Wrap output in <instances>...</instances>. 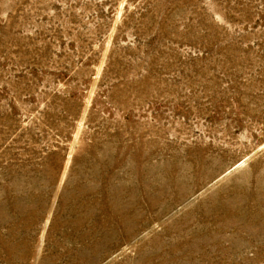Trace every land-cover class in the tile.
<instances>
[{
  "label": "rangeland",
  "instance_id": "obj_1",
  "mask_svg": "<svg viewBox=\"0 0 264 264\" xmlns=\"http://www.w3.org/2000/svg\"><path fill=\"white\" fill-rule=\"evenodd\" d=\"M0 264H264V0H0Z\"/></svg>",
  "mask_w": 264,
  "mask_h": 264
}]
</instances>
